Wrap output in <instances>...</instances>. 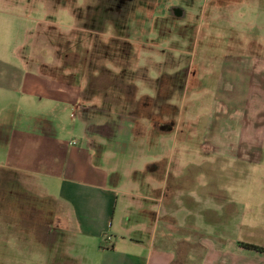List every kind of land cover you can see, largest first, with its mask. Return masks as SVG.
Returning a JSON list of instances; mask_svg holds the SVG:
<instances>
[{
	"label": "rangeland",
	"instance_id": "rangeland-1",
	"mask_svg": "<svg viewBox=\"0 0 264 264\" xmlns=\"http://www.w3.org/2000/svg\"><path fill=\"white\" fill-rule=\"evenodd\" d=\"M241 63L264 66V0H0V264H84L94 242L59 206L55 179L18 170L47 172L45 151L74 142L92 146L118 197V240L147 226H124L128 209L137 217L164 184L177 193L178 178L196 180L180 223L239 243V264H264L242 247L264 249V120L233 122L226 70ZM104 69L124 82L102 91ZM244 146L255 153L241 163Z\"/></svg>",
	"mask_w": 264,
	"mask_h": 264
},
{
	"label": "crops",
	"instance_id": "crops-1",
	"mask_svg": "<svg viewBox=\"0 0 264 264\" xmlns=\"http://www.w3.org/2000/svg\"><path fill=\"white\" fill-rule=\"evenodd\" d=\"M227 67L226 73L231 74L225 82L226 88H229V111L234 115L242 114L241 118L233 119V122L238 123L240 119L243 128L261 127L264 120V66L241 63ZM200 80L203 81L202 78ZM30 81L35 83L33 79ZM65 89L67 91V87ZM16 137L18 135L14 134ZM45 137L37 136L43 144L50 146L46 140L49 136ZM23 142L27 144L29 141L24 139ZM52 147V151H45L48 159L40 157L42 165L46 164L49 169L47 172H43L35 163L34 166L19 165L18 170L32 177L45 174L55 179L60 189L59 206L71 216L69 221L74 223L77 232L88 242H94L91 247L83 244L84 264H239L242 258L237 256V260L232 259L234 249L240 247L239 243L230 242L219 235L206 236L199 226L182 225L176 218L181 210L187 209L186 202L192 205L197 203L190 194L196 180L178 178L174 184L177 193L172 194L166 192L169 183H163V199L155 195L143 198L145 206L137 213V217H134L133 209H128L124 226L136 221H145L147 226H137L127 235H122V240H118L119 235L113 230L118 197L114 189L108 187L107 173L93 167L92 146L86 148L83 143L74 142L71 146L58 143ZM251 152L254 150L244 146L235 149L233 154L242 163ZM55 158L60 159V169L53 167ZM185 181L191 183L187 197ZM157 203L158 211L154 209ZM188 211L187 218L196 217L195 212Z\"/></svg>",
	"mask_w": 264,
	"mask_h": 264
},
{
	"label": "trees",
	"instance_id": "trees-1",
	"mask_svg": "<svg viewBox=\"0 0 264 264\" xmlns=\"http://www.w3.org/2000/svg\"><path fill=\"white\" fill-rule=\"evenodd\" d=\"M116 43L119 44L118 47L120 48V52H116V53H119L123 60L130 61L133 58V46L127 40L126 41L125 40H121V41L117 40ZM110 48H112V47H110ZM114 49L115 48H113L112 50L115 51ZM102 73H103V75H101L97 78L99 85L103 87L102 91L107 90L109 87H113L117 80L118 81L121 80L122 82H124V80H125L124 77H122V76H112V73L109 70L107 71L106 69H104V71ZM124 87H125V85H124ZM131 89L134 90V88H127V91H129ZM167 89H168V87H167ZM132 97H134L133 94H132ZM162 128L165 129L164 126ZM166 192L168 194L173 193V191H171L169 188ZM242 247L249 249V250H254L257 252L264 251L263 248H260L258 246L251 245V244H242Z\"/></svg>",
	"mask_w": 264,
	"mask_h": 264
},
{
	"label": "flooded vegetation",
	"instance_id": "flooded-vegetation-1",
	"mask_svg": "<svg viewBox=\"0 0 264 264\" xmlns=\"http://www.w3.org/2000/svg\"><path fill=\"white\" fill-rule=\"evenodd\" d=\"M124 1H129V0H124ZM66 57V56H65Z\"/></svg>",
	"mask_w": 264,
	"mask_h": 264
}]
</instances>
